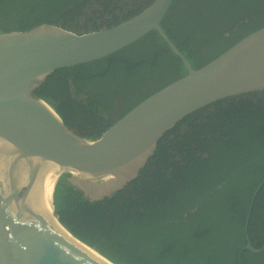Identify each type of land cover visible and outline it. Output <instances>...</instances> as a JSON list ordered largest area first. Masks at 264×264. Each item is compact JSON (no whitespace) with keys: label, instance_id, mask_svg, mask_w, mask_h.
<instances>
[{"label":"trees","instance_id":"obj_1","mask_svg":"<svg viewBox=\"0 0 264 264\" xmlns=\"http://www.w3.org/2000/svg\"><path fill=\"white\" fill-rule=\"evenodd\" d=\"M153 1L0 0V33L42 24L98 31ZM95 5L102 8L99 15ZM88 12L92 16L83 22ZM161 27L200 69L264 27V0H173ZM187 74L151 31L105 58L57 69L36 95L70 130L94 141L138 103ZM69 176L63 173L54 183L58 220L115 264H264V250H243L250 202L264 179V92L186 116L158 142L139 177L112 197L90 201ZM247 227L252 244L261 247L264 184Z\"/></svg>","mask_w":264,"mask_h":264},{"label":"water","instance_id":"obj_2","mask_svg":"<svg viewBox=\"0 0 264 264\" xmlns=\"http://www.w3.org/2000/svg\"><path fill=\"white\" fill-rule=\"evenodd\" d=\"M173 0H154L115 26L76 33L42 24L0 33V264H115L55 221L34 198V162L70 173L90 201L112 197L136 180L166 132L186 116L229 98L264 92V27L194 69L161 23ZM156 31L188 70L156 91L102 136L90 141L70 130L36 91L57 69L105 58ZM55 181V183H56ZM257 186L246 220L243 250L259 253L248 234ZM55 187V184H54ZM55 213V212H54Z\"/></svg>","mask_w":264,"mask_h":264},{"label":"bare ground","instance_id":"obj_3","mask_svg":"<svg viewBox=\"0 0 264 264\" xmlns=\"http://www.w3.org/2000/svg\"><path fill=\"white\" fill-rule=\"evenodd\" d=\"M60 169L44 162H34L28 168L29 188L36 201L50 212L54 221L53 189L50 190V181L58 176Z\"/></svg>","mask_w":264,"mask_h":264},{"label":"rangeland","instance_id":"obj_4","mask_svg":"<svg viewBox=\"0 0 264 264\" xmlns=\"http://www.w3.org/2000/svg\"><path fill=\"white\" fill-rule=\"evenodd\" d=\"M93 10H96L98 13L96 14V15H99L100 13H102V8L101 7H99L98 5H95L94 7H93ZM87 16H92V13H90V12H88L87 14H86V16H85V19H83V22H85V21H87V19H86V17ZM109 19L110 18V15L109 14H105V19ZM174 160V159H173ZM171 162H173L172 160H170ZM55 181H56V179L54 178L53 180H51L50 182V184H49V187H50V190L52 189V186H53V184L55 183Z\"/></svg>","mask_w":264,"mask_h":264},{"label":"flooded vegetation","instance_id":"obj_5","mask_svg":"<svg viewBox=\"0 0 264 264\" xmlns=\"http://www.w3.org/2000/svg\"><path fill=\"white\" fill-rule=\"evenodd\" d=\"M99 23H100V22H99ZM132 183H133V182H132ZM132 183H131V184H132ZM131 184H129V185H131ZM129 185H128V186H129ZM128 186H127V187H128Z\"/></svg>","mask_w":264,"mask_h":264}]
</instances>
